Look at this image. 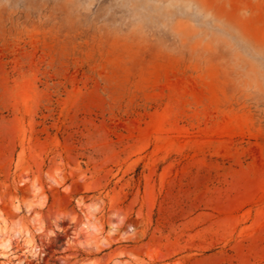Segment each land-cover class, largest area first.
Wrapping results in <instances>:
<instances>
[{
	"label": "rangeland",
	"instance_id": "374dc122",
	"mask_svg": "<svg viewBox=\"0 0 264 264\" xmlns=\"http://www.w3.org/2000/svg\"><path fill=\"white\" fill-rule=\"evenodd\" d=\"M0 264H264V0H0Z\"/></svg>",
	"mask_w": 264,
	"mask_h": 264
}]
</instances>
